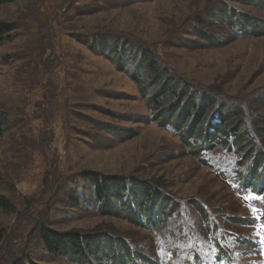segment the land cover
<instances>
[{
    "label": "rangeland",
    "instance_id": "1",
    "mask_svg": "<svg viewBox=\"0 0 264 264\" xmlns=\"http://www.w3.org/2000/svg\"><path fill=\"white\" fill-rule=\"evenodd\" d=\"M0 22L14 28L0 42V196L9 201L0 264H75L46 251L44 231L91 243L109 234L112 248L94 244L87 264L101 263L100 253L123 254L117 264L159 256L158 264H258L264 164L255 177L256 163L230 162L231 140L196 150L211 135L200 124L205 111L198 118L183 104L178 117L157 121L148 99L180 85L238 109L242 140L264 155V0H14L0 7ZM147 54L156 76L143 65ZM176 122L180 131L165 127ZM198 124L205 131L195 133ZM237 172L252 189L233 190ZM92 176L120 196L153 185L161 202L145 205L140 194L129 207L136 224L117 210V191L97 208ZM198 210L204 235L193 228L204 219Z\"/></svg>",
    "mask_w": 264,
    "mask_h": 264
},
{
    "label": "trees",
    "instance_id": "2",
    "mask_svg": "<svg viewBox=\"0 0 264 264\" xmlns=\"http://www.w3.org/2000/svg\"><path fill=\"white\" fill-rule=\"evenodd\" d=\"M13 1L14 0H0V7L5 4L12 3ZM198 24L199 25L197 26H202L204 22L201 20V21H198ZM13 29L14 28L11 24L0 22V42L3 41L4 39H9L10 37L8 35L13 31ZM142 60H143V65L146 68H148L149 71L151 70L155 76L158 75L157 74L158 66L153 62V60L150 57V54H147V56L142 57ZM175 82H178V81L175 80ZM178 88H179V93H177L175 91L176 89L172 87L170 88L171 92H169V94H168V91L166 90V92H163V93L160 92L159 95H156L148 99V102H149L148 108L154 114L153 117L158 118L157 121L173 120L175 117L179 116V115L178 116L176 115L179 110L181 111L186 110L185 109L186 105H188V111L190 115L197 114L196 116L198 118H199V112L204 110L205 113L201 115L200 124H202L203 122L204 123L206 122L207 132L210 131L211 135H208L207 137L208 140L200 139L204 143L195 146V149L197 150L201 148L200 149L201 151L205 149H213L217 147L218 145H220L219 147L226 145V144L228 145L229 144L228 141L231 140L232 142H230V145H228V149L233 150V153H232L233 159L234 160L236 159L235 163L239 165V168L245 169V164L247 161H251L254 164L256 163L255 171L258 168L259 169L262 168L264 164L263 150H259V149L257 150V146L255 145V142L253 141L246 142L245 139L242 140L243 137L245 136V130L242 129V126L244 123H246L247 118L243 115L239 116L238 113L241 112L240 110L236 109L230 112L227 108H224V106L222 107L217 106L216 101H215L216 99L212 98V100H208V99L206 100V98L204 97L202 98V96H197L196 94H193V92L190 91V89H187V88L183 89L181 88L180 85L178 86ZM183 104H186V105L184 106ZM176 105L178 106L180 105V109H174ZM234 111H236V113H234ZM169 115H172V116L169 117ZM188 120L183 122V124H186ZM233 120H234V123L232 122ZM5 121H6L5 118L0 120L1 122L0 125L2 126L3 124H5L6 123ZM177 121H180V120H177ZM182 121H183V118H182ZM252 122L255 123V120H252ZM177 124L178 122H176L175 125L173 124L171 125L167 123L165 127L169 125L174 126L176 131H180V129L176 127ZM200 124H198L197 128L195 129V133H199L200 129H203L205 131V125L200 126ZM203 130L200 133H202ZM255 130L257 134L261 133L259 126H257ZM211 142H213L212 145H211ZM261 143L264 146V143L263 142ZM260 149H263V148L260 147ZM201 163H204V162L201 160ZM259 169L255 173V177L257 176ZM247 172L248 171H246V173ZM244 174L245 173L237 172L236 175L238 177V180L241 181L243 185L251 186V185H248V182L246 181L247 178L245 177ZM242 177H245L244 181L242 180ZM86 183L89 184L94 189V194H93L94 201L97 204L98 206L97 208L99 210H102V207L105 204V200L111 197L112 193H114L115 191H117L116 197L117 199H119V202L123 201L124 199L123 201L124 203L122 204V207H120L121 209H117V210H123V211L127 210V212H129L133 216L135 215L132 214L129 207H130L131 202L137 203L140 200L139 198L140 194L144 196V199L146 201L144 203L145 205L148 204V206L150 205L149 203L151 200H152L153 205L156 204L158 206L159 202H161L160 200L162 199L158 197V194L156 193L153 185H150L151 187L149 186L144 187L141 185L132 186L131 188L132 192L131 194H129V197H127L129 198V201H127V198H125L126 195L122 194L120 196V192L118 191L120 188L118 187V185L112 184V182L103 181L100 177L95 179L92 176L90 178H87ZM251 183L254 184V179L252 178H251ZM173 204L175 203L173 202ZM164 207H166V204L164 205ZM173 208L175 209V207ZM7 209H9V201L5 197L0 196V210L6 211ZM198 213L204 219L203 220L201 219V224L199 223V221H196L194 224L196 228L195 227L193 228L195 229V231H198L200 235H204V229L201 226L206 218L204 216L205 213L201 212V210H198ZM149 215L150 214L148 211V214H146V216H149ZM133 219L136 224L139 223L138 218L136 216L135 218L133 217ZM183 219H184V216H182V220ZM165 221L166 220L161 221V224L157 223L155 226V230L158 229V231H160L159 229H162V228L166 229V227L168 226H165V223H166ZM160 225L163 227H161ZM42 235H43L42 242H43V245L46 251H48L51 254H57V255H61L66 258H69L68 260L70 262L73 261L75 264H87L88 257H90L89 252L91 251V248L92 246H94V244L102 243L106 246L108 242L111 241V239H113L111 238L109 234H105V233H101V236L98 239L93 240L92 243L87 241L88 239L87 237L84 238V235L76 233V232L58 234V233H52V232L47 233L46 231H44ZM108 245H109V248H112L113 244L109 243ZM122 252H126L128 254L127 247L123 246ZM127 254H124V255H127ZM121 255L100 253V256L97 258V261L99 262L101 261V263L99 264H117V262H115L114 260L119 258V256ZM126 258L128 259L129 256H126ZM92 259H96L95 256H92ZM14 264H37V263H35L31 259L26 258L24 261L22 262L17 261V262H14ZM119 264H123V263H119Z\"/></svg>",
    "mask_w": 264,
    "mask_h": 264
},
{
    "label": "built area",
    "instance_id": "3",
    "mask_svg": "<svg viewBox=\"0 0 264 264\" xmlns=\"http://www.w3.org/2000/svg\"><path fill=\"white\" fill-rule=\"evenodd\" d=\"M129 191H127V193H124V195H126V197H129ZM144 213V212H143ZM156 226V225H155ZM152 227V226H151Z\"/></svg>",
    "mask_w": 264,
    "mask_h": 264
},
{
    "label": "snow or ice",
    "instance_id": "4",
    "mask_svg": "<svg viewBox=\"0 0 264 264\" xmlns=\"http://www.w3.org/2000/svg\"><path fill=\"white\" fill-rule=\"evenodd\" d=\"M257 211H259V210L257 209ZM257 219H259V217H257Z\"/></svg>",
    "mask_w": 264,
    "mask_h": 264
},
{
    "label": "bare ground",
    "instance_id": "5",
    "mask_svg": "<svg viewBox=\"0 0 264 264\" xmlns=\"http://www.w3.org/2000/svg\"><path fill=\"white\" fill-rule=\"evenodd\" d=\"M71 262H73V261H71Z\"/></svg>",
    "mask_w": 264,
    "mask_h": 264
}]
</instances>
